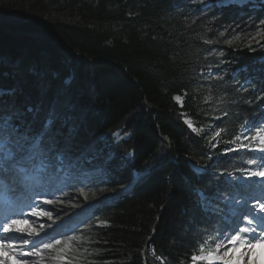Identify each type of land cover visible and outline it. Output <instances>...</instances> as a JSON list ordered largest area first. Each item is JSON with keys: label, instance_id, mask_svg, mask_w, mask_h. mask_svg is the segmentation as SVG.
<instances>
[{"label": "trees", "instance_id": "16d2710c", "mask_svg": "<svg viewBox=\"0 0 264 264\" xmlns=\"http://www.w3.org/2000/svg\"><path fill=\"white\" fill-rule=\"evenodd\" d=\"M36 2L40 11L67 3L77 22L0 25V88L16 89L14 97H4L5 111L24 112L25 124L38 130L55 109L56 141L80 158L82 171L102 165L103 157L114 165L104 168L108 177L96 186L105 192L133 187L96 210L90 255L76 264H191L186 257L205 234L222 227L221 219L201 213L193 188L211 194L225 188L229 173L239 176L235 169L248 167L243 162L251 154L225 149L243 141L230 143L246 122L264 119V62L243 56L239 47L206 45L197 37L216 39L225 32L221 39L231 38L229 25L250 33L264 15L248 17L235 7L204 11L196 0ZM208 48L223 50L226 63L210 71ZM253 48L263 60L264 47ZM6 58L15 67L4 65ZM217 74L224 81H216ZM246 79L248 91L235 92ZM209 94L213 100L205 103ZM224 95L235 102L219 104ZM29 107L35 112L24 111ZM212 127L216 131L208 134ZM118 132L129 139L116 143ZM94 148L102 158H93ZM193 165L207 174L196 175ZM97 218L109 226H98Z\"/></svg>", "mask_w": 264, "mask_h": 264}, {"label": "snow or ice", "instance_id": "6c2138e0", "mask_svg": "<svg viewBox=\"0 0 264 264\" xmlns=\"http://www.w3.org/2000/svg\"><path fill=\"white\" fill-rule=\"evenodd\" d=\"M199 2L203 4L205 0H199ZM253 2L254 0H219V5L226 6L235 3L244 6ZM260 3H264V0H260ZM206 6L211 7V3ZM262 25H264V19L259 21L255 35L246 34L250 38L248 47L251 51L256 50L252 48V41L264 47V44H261V40H264V28L260 27ZM228 29H232L231 38L221 39L225 36V32H219L216 39H204L202 36L197 39L202 40L206 45L227 44L231 46L239 41L241 36L231 25L225 31ZM205 51L208 54L206 59L211 57L213 61L208 65L210 71L214 65L218 68L219 65L226 63L225 60L220 59L225 56L223 50L217 51L208 48ZM236 75L238 72L234 73L231 79H235ZM214 79L224 81V75L217 74ZM249 84H251V80L246 79L239 88L235 89V92L248 91ZM222 87L226 89L227 86L222 85ZM15 94V88H0V202L18 203L30 208V211L25 213L23 207L18 210L14 209L11 215L5 214L3 221L0 222V264H11V257H16V264H29V260L25 257L39 258L34 261V264H44L42 254L45 250L55 249L62 243L70 249L73 242L79 245L81 238L65 233H61L64 237L63 240L55 239L49 232H43L41 235L45 226L40 224L36 227L34 226L36 222H30L26 217L47 216L48 219H52V213L43 210L39 207V203L34 204L33 201L39 200L45 195H54L56 191H63V187L69 186L67 179L62 178V174L65 177L75 174L74 178L81 182L90 180L92 176L91 173L82 171L79 157L73 156L68 147H63L56 141L55 125L59 114L55 109L45 115L38 130H33L30 124H25L24 112L5 111L4 97H14ZM260 98L258 97V99ZM175 99L180 101L181 97L177 96ZM212 100L211 94L204 97L205 103ZM217 102L227 104L235 101H230L224 95L220 96ZM246 102L251 103V101ZM24 111L34 113L35 109L29 107ZM227 115L228 113L225 111L224 116ZM186 123L194 132L201 131L193 125L191 120H186ZM253 132L251 143L241 142L236 148L225 149V153L239 152L243 149H247L249 152H258V156L243 162L246 165L254 166L255 170L249 167L236 168L235 170L240 175L233 177L229 173L225 188L217 187L211 194L202 189L193 188L198 197L201 213L206 219H221L223 226L214 233L205 234L203 241L199 243L195 251L190 257H186L191 264H253L255 249L258 246L264 247V121L246 122L241 135L230 143L236 144V141H241V136L243 140H248V134ZM219 135L220 133L217 132L216 136ZM98 171L101 179L106 177V173L102 169ZM193 171L196 175L203 176L207 174L208 169L193 165ZM229 188L234 189L237 196L241 198L225 195ZM63 194L68 195L67 192ZM81 194H83L82 189ZM42 202L52 204L54 201L44 199ZM229 203L238 207H232L230 210L231 219L225 220L223 217ZM97 224L102 227L109 226L107 220L98 218ZM72 231L75 232V229ZM60 251L63 252L65 249L61 248ZM5 254H10V256L5 258ZM58 259L72 264L66 255L60 256ZM157 259H161V257H157ZM257 264H264V259L258 261Z\"/></svg>", "mask_w": 264, "mask_h": 264}, {"label": "rangeland", "instance_id": "374dc122", "mask_svg": "<svg viewBox=\"0 0 264 264\" xmlns=\"http://www.w3.org/2000/svg\"><path fill=\"white\" fill-rule=\"evenodd\" d=\"M202 10H215V9H227L231 7H235L239 10H241L242 14H247L248 17H256V12H263L264 13V3H260V0H254L253 3L245 4L244 6H239L235 3L228 4L226 6H220L219 1L214 0H205V3H200L199 0H196V2ZM208 3H211V7H207L206 5ZM38 3L36 0H0V25H19L22 22L30 21V20H40L47 23H55V22H62L67 25H72L75 22H77V16L74 15V13L71 11L67 3L61 2L59 4H52L51 6L47 7L46 11H40L38 9L41 8V6L37 5ZM264 19V17H263ZM259 25V24H258ZM262 27V26H260ZM263 28V27H262ZM257 31V28L253 32H246V31H236V33H239L241 36V39L237 42H235L233 45L234 47H239L240 50L243 49H249L248 44L250 41V38L246 36V34L255 35ZM252 48L256 45L255 41H252ZM264 62V60H263ZM4 65L8 66L9 68L15 67V64L9 60L4 59L3 60ZM179 105H182V100L178 101L176 100ZM186 122V120H185ZM187 124V123H186ZM188 125V124H187ZM192 129V128H191ZM208 134H214L216 131L215 127L209 128ZM253 133H249V139L243 140V143H251V135ZM116 143L125 141L129 139V135L118 132L113 136ZM216 142H214V145ZM242 151V150H240ZM229 153H235V152H229ZM251 154V157L258 156V152H249ZM93 158H102L103 153L99 151L98 149L94 148L92 152ZM128 158H131V155L127 156ZM102 158V165L97 162L95 167L86 168L84 172L91 173L92 178L90 180H78L74 178L75 174H69L67 177L62 174L63 179H67V183L69 186L63 187L62 193L67 192L68 195L62 194L60 198L65 199L64 201L60 200L61 204H64L65 206H68L66 208V213L62 215L63 220L56 225V230L54 231L53 237H56L57 239L64 238L61 233H65L66 229L70 231V235L79 236L81 238L80 244L77 245L75 242H73L72 247L66 248L65 245L62 243L59 245L55 251H56V257L52 258L51 260H55L58 264H67L66 261L59 260L58 257L60 256H67L68 260L72 262V264L85 262L89 255H90V246L88 241V233L90 231L91 226L96 222L94 218V213L96 210L104 206L105 204H108L112 198L114 199L115 195L119 196L122 195L124 190L127 188L126 186L120 187L116 192H105V189L100 190L99 187L96 186V184H99L101 181L105 180L108 177V174L110 171L105 170L104 168H110L114 165L110 163L109 161H106ZM100 160V159H99ZM249 168H253L254 166L248 165ZM106 168V169H107ZM102 169L104 173H106V177L101 179L100 178V172L98 170ZM111 169V168H110ZM109 169V170H110ZM81 189L83 190V194H81ZM231 196H236L237 199H240L241 197L237 196L234 189L229 188ZM117 193V194H116ZM59 199V198H58ZM56 199V201H58ZM74 200V201H73ZM38 203V201H34ZM232 207H238L235 205H231L229 203L228 209H226V214L223 217V219L229 220L230 217V210ZM77 215V217L74 219L75 221L68 222V220ZM71 226V227H70ZM71 228V229H70ZM75 229V232L72 230ZM66 234V233H65ZM43 235V233L41 234ZM63 240V239H62ZM64 248L65 251L61 252L60 249ZM87 249V251H84ZM16 258V257H15Z\"/></svg>", "mask_w": 264, "mask_h": 264}, {"label": "bare ground", "instance_id": "6f19581e", "mask_svg": "<svg viewBox=\"0 0 264 264\" xmlns=\"http://www.w3.org/2000/svg\"><path fill=\"white\" fill-rule=\"evenodd\" d=\"M62 194L63 193L61 191H56L54 195H51V196L45 195V196L39 198V200H36V201H38L40 208H42L45 211H49V212L52 213V219H48L47 216H42V217H39V218H37V217H26V218H28L30 220V222L31 221H35L36 223H35L34 226H36V227H38V225H40V224H43L45 226L43 231L41 232V234L43 232H49L53 236L54 231L57 228L56 225L63 220L62 215L67 212L66 208H68V206H65L64 204H61V202H59L60 200H62V201L65 200V199L60 198V196ZM44 199H51L54 202L52 204H44L42 202ZM56 199H58V201H56ZM33 203L35 204L36 202H33ZM23 209H24L25 213H28L30 211V208H28V207H23ZM16 210H18V209H16ZM4 215L1 216V217L4 218ZM76 217H77V215L71 217L68 220L67 223H69V222L73 223L75 221L74 219ZM48 225H51V227H48ZM68 235H70V234H68ZM54 238L57 239L56 237H54ZM62 239H64V238H62ZM58 246L59 245H57L56 248ZM55 249L45 250V252L42 254L43 260H44V264H58L55 260H51L52 258L56 257L55 256L56 255ZM9 256H10V254H5V258H8ZM25 259L29 260V264H34V261L39 259V258L25 257ZM262 259H264V247L258 246L255 249V255L253 256V264H257V262L261 261ZM11 264H16V258L15 257H11Z\"/></svg>", "mask_w": 264, "mask_h": 264}, {"label": "water", "instance_id": "95a60500", "mask_svg": "<svg viewBox=\"0 0 264 264\" xmlns=\"http://www.w3.org/2000/svg\"><path fill=\"white\" fill-rule=\"evenodd\" d=\"M240 54H242L243 56H246L247 58L251 60H260L263 58V56L260 53L251 52L248 48L244 50H240Z\"/></svg>", "mask_w": 264, "mask_h": 264}]
</instances>
